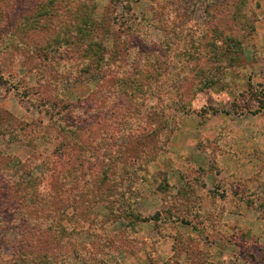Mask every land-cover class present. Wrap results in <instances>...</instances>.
Instances as JSON below:
<instances>
[{"label":"rangeland","instance_id":"1","mask_svg":"<svg viewBox=\"0 0 264 264\" xmlns=\"http://www.w3.org/2000/svg\"><path fill=\"white\" fill-rule=\"evenodd\" d=\"M0 264H264V0H0Z\"/></svg>","mask_w":264,"mask_h":264},{"label":"trees","instance_id":"2","mask_svg":"<svg viewBox=\"0 0 264 264\" xmlns=\"http://www.w3.org/2000/svg\"><path fill=\"white\" fill-rule=\"evenodd\" d=\"M90 56H92L94 59L93 60H95V63L93 64V66L90 64V62H89V60H88V62H89V64H87L86 65V67H90V68H93V69H91V70H94V73L96 72V71H98L101 67V65H99V63H101V64H104V62L106 61L105 59H107L105 56H106V54H105V51H100L99 50V52H98V50H94V52H92L91 54H90Z\"/></svg>","mask_w":264,"mask_h":264}]
</instances>
